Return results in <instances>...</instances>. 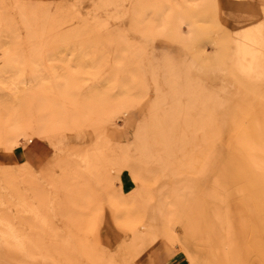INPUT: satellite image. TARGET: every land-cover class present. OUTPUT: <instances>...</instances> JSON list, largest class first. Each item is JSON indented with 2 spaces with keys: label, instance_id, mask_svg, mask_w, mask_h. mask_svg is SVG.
<instances>
[{
  "label": "rangeland",
  "instance_id": "rangeland-1",
  "mask_svg": "<svg viewBox=\"0 0 264 264\" xmlns=\"http://www.w3.org/2000/svg\"><path fill=\"white\" fill-rule=\"evenodd\" d=\"M0 264H264V0H0Z\"/></svg>",
  "mask_w": 264,
  "mask_h": 264
},
{
  "label": "crops",
  "instance_id": "crops-1",
  "mask_svg": "<svg viewBox=\"0 0 264 264\" xmlns=\"http://www.w3.org/2000/svg\"><path fill=\"white\" fill-rule=\"evenodd\" d=\"M21 156H22V158H26V155L24 152H21Z\"/></svg>",
  "mask_w": 264,
  "mask_h": 264
}]
</instances>
